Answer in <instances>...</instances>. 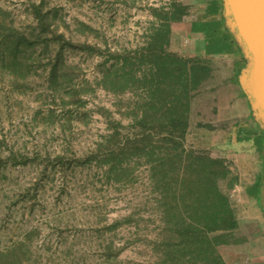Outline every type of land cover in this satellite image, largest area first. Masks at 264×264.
<instances>
[{
    "label": "rangeland",
    "instance_id": "obj_1",
    "mask_svg": "<svg viewBox=\"0 0 264 264\" xmlns=\"http://www.w3.org/2000/svg\"><path fill=\"white\" fill-rule=\"evenodd\" d=\"M177 3L182 2L0 0V253L22 247L21 264L159 263L155 242L168 232L145 157L113 171L102 160L114 125L129 133L150 93L143 88L116 93L99 82L119 54L148 45L160 26L154 10L173 11ZM36 5L51 28L95 50L61 48L50 28L42 34L46 41L29 50L27 67L14 73L3 59L2 38L40 34ZM175 22H170L169 51L202 57L182 52L172 33ZM210 60L215 79L193 99L187 144L200 145L196 122L215 121L226 95L221 83L226 64ZM55 62L61 74L53 78ZM88 87L92 90L75 95ZM215 138L207 135L205 142ZM12 154L27 161L17 162ZM228 191L246 238L225 247L240 245L252 264H264V206L245 200L235 187Z\"/></svg>",
    "mask_w": 264,
    "mask_h": 264
},
{
    "label": "trees",
    "instance_id": "obj_2",
    "mask_svg": "<svg viewBox=\"0 0 264 264\" xmlns=\"http://www.w3.org/2000/svg\"><path fill=\"white\" fill-rule=\"evenodd\" d=\"M33 12L39 20L40 34L9 33L2 38L3 59L16 74L27 67V60L32 57L29 50L46 41L42 34L51 28V20L41 5L34 6ZM154 12L160 26L148 45L119 54L120 59L112 63L99 82L116 93L137 88L150 93L129 133L114 125L102 160L113 171L131 158L141 161L145 157L143 164H147L159 190L162 218L168 232L155 242V249L161 255L158 264H252L249 252L240 245L225 247L244 243L246 237L228 191L239 181L234 163L205 142L207 135L218 128L216 120L196 122L203 140L200 145L187 144L193 99L197 100L215 79L211 57L190 58L169 51L170 22L184 17L185 4L177 3L173 11ZM51 31L61 48L71 45L95 50L88 44H74L57 28ZM60 53L59 50L57 59ZM136 68L148 69L139 73ZM60 69L55 62L51 70L53 78L60 76ZM90 90L91 87L76 89L75 95ZM12 156L17 162L27 161V157ZM225 180L228 182L224 188ZM19 247L0 253V264H21L23 249Z\"/></svg>",
    "mask_w": 264,
    "mask_h": 264
},
{
    "label": "crops",
    "instance_id": "obj_3",
    "mask_svg": "<svg viewBox=\"0 0 264 264\" xmlns=\"http://www.w3.org/2000/svg\"><path fill=\"white\" fill-rule=\"evenodd\" d=\"M186 5L184 17L172 25L174 37L187 56L222 60L226 73L221 81L226 95L219 105L218 128L210 143L219 155L230 158L239 175L235 188L244 199L264 203V128L255 117L251 102L236 73L247 59L229 29L223 0H179ZM242 70V69H241ZM238 79V80H237Z\"/></svg>",
    "mask_w": 264,
    "mask_h": 264
},
{
    "label": "water",
    "instance_id": "obj_4",
    "mask_svg": "<svg viewBox=\"0 0 264 264\" xmlns=\"http://www.w3.org/2000/svg\"><path fill=\"white\" fill-rule=\"evenodd\" d=\"M223 2L226 23L247 59L239 83L264 128V0Z\"/></svg>",
    "mask_w": 264,
    "mask_h": 264
}]
</instances>
